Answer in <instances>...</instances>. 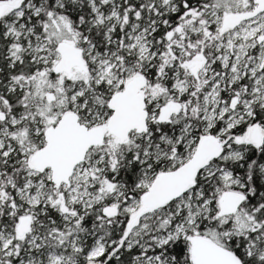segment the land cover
<instances>
[{
    "label": "snow or ice",
    "instance_id": "1",
    "mask_svg": "<svg viewBox=\"0 0 264 264\" xmlns=\"http://www.w3.org/2000/svg\"><path fill=\"white\" fill-rule=\"evenodd\" d=\"M0 264H264V0H0Z\"/></svg>",
    "mask_w": 264,
    "mask_h": 264
}]
</instances>
